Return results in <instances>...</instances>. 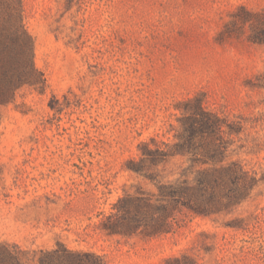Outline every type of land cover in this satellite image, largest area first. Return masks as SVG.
Segmentation results:
<instances>
[{
  "label": "rangeland",
  "instance_id": "rangeland-1",
  "mask_svg": "<svg viewBox=\"0 0 264 264\" xmlns=\"http://www.w3.org/2000/svg\"><path fill=\"white\" fill-rule=\"evenodd\" d=\"M19 1L45 81L0 107V243L19 264L58 243L106 264H264V43L242 21L264 0ZM191 98L225 122L222 163L256 185L217 213L175 209L167 232L107 233L119 198L158 205V184L213 165L190 147L146 159L154 142L181 150Z\"/></svg>",
  "mask_w": 264,
  "mask_h": 264
},
{
  "label": "trees",
  "instance_id": "trees-1",
  "mask_svg": "<svg viewBox=\"0 0 264 264\" xmlns=\"http://www.w3.org/2000/svg\"><path fill=\"white\" fill-rule=\"evenodd\" d=\"M19 0H0V107L14 100L15 92L24 85L41 87L44 78L33 61V40L25 30ZM250 26L259 31L252 41L264 43V11L247 12ZM187 121L179 138L181 150L169 152L154 142L147 149L146 159L156 164L159 158L166 159L190 147L200 154L203 163L213 165L199 170L192 183L187 180H170L157 185V199L154 204L148 197L124 196L118 199L115 213L105 216L101 223L107 233L131 235L137 233L140 225L148 234L167 232L170 229L175 209L184 206L198 215L220 212L245 199L256 185L257 179L237 161L222 163L227 150L224 137V120L215 112L204 108L201 101L188 99ZM183 132V133H182ZM199 140L198 143L194 139ZM149 147V146H148ZM142 202V203H141ZM158 209L156 215L152 212ZM117 215L126 222H110V216ZM150 221H155L152 224ZM3 255V256H2ZM20 263L19 253L11 251L7 244L0 243V264ZM38 264H106L103 258L89 251H77L58 243L49 250H39ZM164 264H197V260L186 254L168 257Z\"/></svg>",
  "mask_w": 264,
  "mask_h": 264
}]
</instances>
